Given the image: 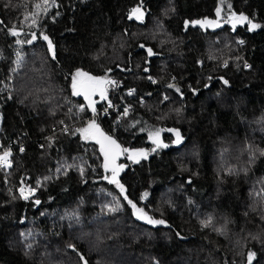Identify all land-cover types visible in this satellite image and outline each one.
<instances>
[{
    "label": "trees",
    "instance_id": "obj_1",
    "mask_svg": "<svg viewBox=\"0 0 264 264\" xmlns=\"http://www.w3.org/2000/svg\"><path fill=\"white\" fill-rule=\"evenodd\" d=\"M225 2L259 27L193 23ZM137 7L144 21L130 18ZM94 47L122 93L136 92L128 115H98L105 102L93 113L72 94L77 70L110 75ZM0 116L2 150L11 145L0 264H249L250 252L264 264V0H0ZM91 120L150 156L106 170L100 145L77 131ZM156 131L167 147L152 143ZM22 181L36 189L28 201ZM129 200L165 223L139 219Z\"/></svg>",
    "mask_w": 264,
    "mask_h": 264
},
{
    "label": "snow or ice",
    "instance_id": "obj_2",
    "mask_svg": "<svg viewBox=\"0 0 264 264\" xmlns=\"http://www.w3.org/2000/svg\"><path fill=\"white\" fill-rule=\"evenodd\" d=\"M37 7H39V5H37ZM133 14L136 15L137 19H142L143 17V12L140 11L139 8L133 9L132 10ZM220 13V9H217V15H219ZM131 18V17H130ZM245 20H248V17L244 16L243 14L236 16L234 13L229 17V20L226 21L227 23H232L233 28H235V25L237 22H243ZM249 24L251 25L252 28H258L259 25L258 24H253L250 20H248ZM194 24H199L201 27H219V23L218 21L215 20H198V21H194ZM36 24V21L33 20V25ZM187 24V22H186ZM10 33L13 36H17L20 33L16 30L15 26L9 30ZM42 35L43 40L48 42V48L51 51L53 49V45H52V41L49 39V37L47 35ZM37 34L35 32L31 33V39L27 40V41H17L18 43H29L31 44L34 40H36ZM241 43H243V41H241ZM148 54L152 55V50L149 49L148 50ZM245 67H248V65L246 64ZM149 79H151V77H149ZM115 83L114 81H111L105 77H96V76H91L88 73L85 72H81L79 70H77V72L72 76V83H71V87H72V94L75 96H79V95H84L85 99L89 101L88 107H90L92 109V112L95 113L96 112V108H95V101H93L91 99V97L93 95H96L97 93L101 96L102 99H106V91L107 88L106 86L108 84H113ZM153 83H155V81H153ZM225 83H227V81H225ZM169 87H174V85H169ZM134 91V90H132ZM176 91H180L179 88L176 89ZM129 95H131V92H129ZM165 99H167V97H165ZM84 109L81 108V111H83ZM128 109L125 108L124 112L125 115L127 114ZM77 131H79L84 139H95L96 143L100 145V151L101 153L104 155L105 158V163H104V168L106 170L109 169L110 164L114 165L115 164V159L116 157H118L119 155L123 154L124 152H128V149H121L120 145L117 144V142L112 139L111 136L106 135L100 128L99 126L95 123V120H91L88 122L87 127L84 128H80L77 129ZM168 131H172V132H176L177 135V142H179L180 136H179V132L176 129H169ZM149 137L150 139H152L153 143L157 145V147L160 146H164L167 147V145H162L160 140H159V131L156 132H150L149 133ZM21 151H23V148H21ZM262 155H264V152L261 153ZM11 155V152L6 150L4 151L3 155L0 156V165H10V161L8 159V157ZM139 155H145L146 153H144L142 150L136 151V152H132L130 154L129 158H135L136 156ZM122 167V166H120ZM112 173H113V177L110 180L111 183H115L117 184V186L120 188L121 192L124 191L123 185L119 184V181L115 179L116 175L118 174L119 168L113 166L111 168ZM59 171V169H58ZM83 171V170H81ZM105 179H108V177H105ZM29 193H32L35 191V189L29 188L28 189ZM20 194L21 196L27 200L29 197L28 195L25 194V189L21 188L20 189ZM144 196H147V193H144ZM125 199H127V197H125ZM37 204L40 203L39 200L35 201ZM128 203L132 206L133 209H135V213L137 214L139 219L142 220H146L147 223L149 224H153V225H159V224H164L165 221L162 219H153L151 216H148V214L146 212H144L143 209L141 208H137V206L135 204L132 203V201H128ZM110 211H116L115 208L110 209ZM211 221L209 220L207 223H210ZM204 223V222H202ZM207 223H205V226H207ZM71 247V245H69ZM255 256V253L250 252L248 254V259H249V264H251L252 258Z\"/></svg>",
    "mask_w": 264,
    "mask_h": 264
},
{
    "label": "rangeland",
    "instance_id": "obj_3",
    "mask_svg": "<svg viewBox=\"0 0 264 264\" xmlns=\"http://www.w3.org/2000/svg\"><path fill=\"white\" fill-rule=\"evenodd\" d=\"M137 8H139L140 9V11L141 12H143V17H142V19H137L136 18V15L135 14H133V12H131V14H130V17L131 18H134V19H136L137 21H144L145 20V15H146V11H145V9L144 8H142V7H137ZM229 8H230V6H229V3L228 2H225L223 5H222V8H221V10H220V13H219V15L216 17V21H221L223 24H231V23H227L226 21H228L229 20V17L233 14L231 11H229ZM134 9H136V8H134ZM236 15V14H235ZM236 16H238V15H236ZM243 23H248V20H245V21H243V22H237L236 24H243ZM254 24V23H253ZM232 25V24H231ZM250 27H251V25H250ZM252 28V27H251ZM253 29V28H252ZM31 39V38H30ZM101 54H102V52H101V50L99 49V48H93V56H94V59H96V61H97V66L99 67V69L101 70V71H103L104 73H107V74H110L108 77L107 76H105V78H107V79H109V80H111V81H114V79H116V78H118V80H119V82L120 83H123V76H122V74L121 73H119V72H117V73H115V72H111L110 71V69H109V63L107 64H105L103 61H101L100 60V56H101ZM81 72H83V71H81ZM86 73V72H85ZM89 74V73H88ZM89 75H91V74H89ZM91 76H93V75H91ZM96 77H104V76H96ZM115 82V81H114ZM113 85V87H115V83H113L112 84ZM106 88H107V91H106V99H102L101 98V96L97 93L96 95H93L92 97H91V99L93 100V101H95V105H97V104H99L100 102H106L110 97H112V95H113V93H112V95L109 97V93H108V86H106ZM88 101V100H87ZM89 102V101H88ZM0 122H1V116H0ZM87 125L88 124H86L85 126H83L82 128H84V127H87ZM162 134L159 132V140H160V142H161V144H164L163 143V138H162V136H161ZM81 136H82V134H81ZM83 137V136H82ZM85 140H88V141H95V139H85ZM151 141H152V139H151ZM152 143H153V141H152ZM154 144V143H153ZM154 145H156V144H154ZM157 146V145H156ZM121 149H123V148H121ZM129 151L128 152H124L123 154H121V155H119L118 157H116V159H115V163H118V159L119 158H121V157H124V158H126L130 163H137V162H139V161H141V160H143V159H146V158H148L149 156H150V154H151V151L150 150H148V149H128ZM139 150H142L144 153H146V156L145 155H139V156H136L135 158H129L130 157V154L132 153V152H136V151H139ZM189 157H191L190 156V154H189V156H188V158ZM119 167V166H118ZM110 177H113V173L111 172L110 173Z\"/></svg>",
    "mask_w": 264,
    "mask_h": 264
},
{
    "label": "built area",
    "instance_id": "obj_4",
    "mask_svg": "<svg viewBox=\"0 0 264 264\" xmlns=\"http://www.w3.org/2000/svg\"><path fill=\"white\" fill-rule=\"evenodd\" d=\"M247 65L249 67L248 63H247ZM114 81H115V86H116L115 93H113V96L110 97L103 104V106L99 109V111L97 113L98 115L109 116L111 114V112H120L121 114L125 115V112H124L125 108L128 109L127 114H126V115H128L130 110H131V107H132L131 98H132L133 94L136 93L135 90L134 89H128L124 93H122L123 92L121 89L122 83L119 82L118 78L114 79ZM132 90H134V91H132ZM129 92H131V95H129ZM123 94H124V97H123ZM139 99H141L143 101L144 97H140ZM64 126L67 128V125H64ZM6 150H8V151L11 150V145L8 149L2 150V144L0 142V156H2L1 151H3V153H4V151H6ZM3 166H5V165H0V167H3ZM21 188L25 189V194L28 195V197H29L26 201L30 200L36 193V189L34 188V186L31 183L22 181L19 188H18L19 194H20ZM29 188L35 189V191L32 193H29V191H28ZM20 196H21V194H20Z\"/></svg>",
    "mask_w": 264,
    "mask_h": 264
},
{
    "label": "water",
    "instance_id": "obj_5",
    "mask_svg": "<svg viewBox=\"0 0 264 264\" xmlns=\"http://www.w3.org/2000/svg\"><path fill=\"white\" fill-rule=\"evenodd\" d=\"M141 48H142V49H145L147 52H148V50H149V49H151V50H152V48H151V47H148V46H145V45H142V46H141ZM152 53H153L152 55H149V54H148V58H150V57H153V56H154V51H153V50H152Z\"/></svg>",
    "mask_w": 264,
    "mask_h": 264
}]
</instances>
